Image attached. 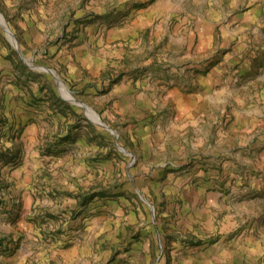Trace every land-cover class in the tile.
Returning <instances> with one entry per match:
<instances>
[{"label":"rangeland","instance_id":"1","mask_svg":"<svg viewBox=\"0 0 264 264\" xmlns=\"http://www.w3.org/2000/svg\"><path fill=\"white\" fill-rule=\"evenodd\" d=\"M0 12V264H264V0Z\"/></svg>","mask_w":264,"mask_h":264},{"label":"water","instance_id":"2","mask_svg":"<svg viewBox=\"0 0 264 264\" xmlns=\"http://www.w3.org/2000/svg\"><path fill=\"white\" fill-rule=\"evenodd\" d=\"M0 24H1V25L3 26V28L5 29V31H6V33H7V35H8V37H9V39L11 40L12 44H13L16 48H19L18 40H17V38L15 37V35L11 32V30H10V28H9V26H8V23H7V21H6L5 17H4V15H3L1 12H0ZM24 59H25V61H27V62L29 63V61H28L27 58L24 57ZM39 67H40L41 69H44V70H47V71L53 73V75H54V76L56 77V79H57V82H58V84H59V88H60V91H61L62 95H63L64 97H66L65 94L63 93L62 88H61L62 84H64V83H63L62 79L57 75V73H56L52 68L44 67V66H39ZM64 86H65V85H64ZM67 93H69V95L72 94L71 91H70L69 89H67ZM66 98L69 99V100H71V101H73V102H76V103H78V104H80V105H83V106L86 108L87 111L89 110V108H88L87 105H85L84 103H82V102H80V101H77V100L73 97V95H71V97L69 96V97H66ZM93 120H94L96 123L101 124V125L107 127V128L110 129L114 134H117L115 130H113V129L109 128L107 125H105L104 122H102V120L100 119L99 116H97L95 119L93 118ZM121 149L125 151V149H124L123 147H121Z\"/></svg>","mask_w":264,"mask_h":264},{"label":"bare ground","instance_id":"3","mask_svg":"<svg viewBox=\"0 0 264 264\" xmlns=\"http://www.w3.org/2000/svg\"><path fill=\"white\" fill-rule=\"evenodd\" d=\"M61 88H62V86H61ZM65 92H67V91L65 90ZM64 94H65L66 97H69V96L71 97V94L69 95V93H64ZM88 108H89V107H88ZM88 113L91 114V112H90V108H89V110H88ZM91 115H92V114H91Z\"/></svg>","mask_w":264,"mask_h":264},{"label":"crops","instance_id":"4","mask_svg":"<svg viewBox=\"0 0 264 264\" xmlns=\"http://www.w3.org/2000/svg\"><path fill=\"white\" fill-rule=\"evenodd\" d=\"M189 99H191V98H189Z\"/></svg>","mask_w":264,"mask_h":264}]
</instances>
